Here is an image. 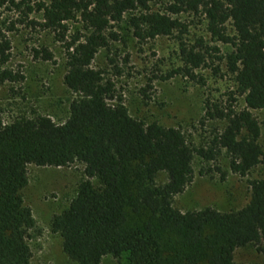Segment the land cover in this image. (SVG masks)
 Masks as SVG:
<instances>
[{"label":"trees","instance_id":"obj_1","mask_svg":"<svg viewBox=\"0 0 264 264\" xmlns=\"http://www.w3.org/2000/svg\"><path fill=\"white\" fill-rule=\"evenodd\" d=\"M151 1L0 0V6L7 2V10L19 14L17 23L51 32L63 45L62 82L73 94L63 123L43 115L4 123L0 114V264H32L26 237L34 219L21 194L27 166L74 163L83 165L86 178L68 208L52 217L51 229L77 264H100L106 256L124 258V264H264V152L259 143L264 121L253 114L264 110V0H169L162 11L152 10ZM182 13L202 17L209 38L185 40L189 23L181 21ZM31 14H40L39 20ZM125 17L141 42L177 39L181 66L163 80L174 75L202 80L196 71L212 68L214 61L219 63L215 73L223 64L232 77L236 90L229 98L243 97L244 106L236 110L204 102L201 124L223 123L206 145H193L178 128L130 116L111 81L92 67L99 50L117 40L110 28ZM72 21L82 28L68 37ZM14 24L7 30L13 31ZM217 42L231 50L220 54L210 44ZM10 48L0 29V85L23 79L3 68ZM33 53L36 59L53 60L46 48ZM221 156L240 177L261 167V177L247 181L245 205L229 211L176 209L173 198L191 183L194 158L215 162ZM161 174L165 182L158 183ZM248 247L255 248L259 261L237 263L236 251Z\"/></svg>","mask_w":264,"mask_h":264},{"label":"rangeland","instance_id":"obj_2","mask_svg":"<svg viewBox=\"0 0 264 264\" xmlns=\"http://www.w3.org/2000/svg\"><path fill=\"white\" fill-rule=\"evenodd\" d=\"M18 1V0H17ZM169 0H152L149 5L154 11H162ZM8 3L0 6V29L11 42L10 59L3 67L23 76L17 82H5L0 85V114L4 123L37 115L48 116L55 123H63L69 116V105L73 94L63 85L65 51L54 34L31 30L16 21L19 14L7 10ZM40 14H31L29 18L39 20ZM181 21L189 23L187 41L203 36L205 33L202 17L182 13ZM11 22L14 30L8 31ZM67 36L81 31V23L69 22ZM117 36L107 49H100L92 67L103 71L106 80L114 85L115 95L122 100L133 118L145 123L157 122L165 127L181 130L190 143L195 146L206 145L212 135L220 130L223 123L206 121L201 124L205 113L204 102L207 99L215 103L230 104L236 110L244 106L243 97L234 94L235 101L229 95L236 88L223 64L219 72L212 68H200L196 71L201 79L188 80L181 75L163 80L170 71L181 66L178 56V41L174 37H156L144 42L134 37L129 20L125 17L113 24L110 30ZM232 34V27L227 25ZM216 45L220 54L230 51L228 45L220 42ZM46 48L53 54L52 61L34 58V49ZM212 63V62H211ZM253 114L262 123L264 110ZM264 152V126L259 141ZM219 168L221 171H218ZM83 165L74 163L68 167L27 166L28 183L22 189L23 203L29 207L34 226L28 230L26 243L30 250L32 264H77L68 258L62 250V239L51 229L54 215L68 208L76 196L79 184L86 178ZM194 175L185 190L173 198V206L182 211H197L205 207L219 211L237 210L245 205L249 193L247 181L261 177V167L251 170L245 177L231 173L228 159L221 156L215 162L202 161L195 157ZM221 172L225 178H221ZM158 183L165 182L161 174ZM254 247L243 248L235 253L237 263L259 261ZM125 259L106 256L100 264H124Z\"/></svg>","mask_w":264,"mask_h":264}]
</instances>
